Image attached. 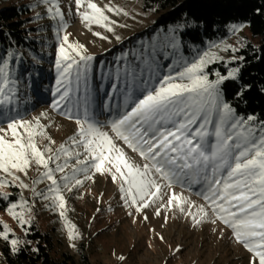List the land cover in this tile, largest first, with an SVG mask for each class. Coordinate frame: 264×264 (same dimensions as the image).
<instances>
[{
    "label": "snow or ice",
    "instance_id": "obj_1",
    "mask_svg": "<svg viewBox=\"0 0 264 264\" xmlns=\"http://www.w3.org/2000/svg\"><path fill=\"white\" fill-rule=\"evenodd\" d=\"M43 2L49 5L47 12L50 17L57 20L60 38L55 89L58 99L51 107L62 110L61 114L68 119H75L78 129L68 141L54 149L55 141L47 134V125L41 122L47 112L32 120L24 119L18 112L11 114L15 108L14 99H18V82L10 68L15 53L8 51L6 56L0 57V121H7L6 128L0 127V172L5 174L0 176V189L17 182L18 187L29 188L17 173L27 175L34 162L39 175L33 184L44 180L50 182L46 189L40 191L33 187L34 195L49 200V206L67 219V201L62 189H78L96 173L110 174L113 181H119L124 204L134 207L136 212H143L151 204L163 200L165 195L168 199L162 205L164 208L178 206L181 212H185V205L194 202L182 193L177 194L172 185L180 183L191 187L193 183L202 181L199 194L216 219L230 227L236 241L253 254L249 264H264V121L253 124L257 117L237 116L224 98L223 85L238 77L239 67L230 68L226 74L218 70L210 72V65L224 59L212 51V48L219 47L216 44L197 52L191 59L181 57L174 61L164 74L159 72L157 48L154 46L135 54L138 64L127 61L128 53L122 54L118 59L127 62L117 69L111 89L113 93L121 91L119 82L123 81L125 109L109 122L110 134L95 119L89 105L86 74L93 55L86 54L84 44L68 42L67 21L60 0ZM85 4L86 10L81 12ZM75 5L77 13L89 26L97 24L108 31L115 30L113 24L116 21L111 20L105 8L94 0H75ZM107 11L128 14L118 6L107 7ZM243 27L242 24L231 26L233 32ZM94 34L107 39L99 32ZM162 46L178 49L177 29L165 37ZM229 48L236 51L231 45H225V50ZM210 75L214 78L210 79ZM82 76L85 85L84 94L80 96ZM73 93L77 94L75 102ZM236 95L242 96L243 91ZM104 107L107 109L109 105L106 103ZM41 139H47L49 143L41 147ZM117 139L137 152L145 163L139 165L131 160L124 147L116 143ZM81 148L83 152L79 151ZM82 155L83 159L80 158ZM73 157L75 163L70 164ZM57 173L61 174L59 180ZM164 188L170 189V193H165ZM10 196L11 193L0 191V199L9 200ZM18 208L21 211H17ZM6 210L19 220L22 227L31 226L32 217L26 215L31 212L28 201H9ZM187 212L197 224L208 216L204 205L199 206L196 214L192 213L191 207ZM156 214H160L159 208ZM143 219L148 217L145 215ZM0 224H3L0 238L9 243L12 252H19L20 238L15 236L9 225L3 221ZM74 229L75 225L69 222L71 239L78 235ZM27 231L28 227H25ZM120 259L125 258L121 256Z\"/></svg>",
    "mask_w": 264,
    "mask_h": 264
},
{
    "label": "rangeland",
    "instance_id": "obj_2",
    "mask_svg": "<svg viewBox=\"0 0 264 264\" xmlns=\"http://www.w3.org/2000/svg\"><path fill=\"white\" fill-rule=\"evenodd\" d=\"M94 2L101 8H105L106 15L116 21L113 24L114 31H108L97 24L89 26L88 22L77 13L75 0H60V7L67 21L68 42L84 44L87 49L86 54L94 57L86 74L89 105L95 119L105 126V131L112 134L109 122L125 109L123 81L119 82L121 91L113 93L111 89L117 69L127 61H135L138 64L135 54L154 46L157 48L159 72L164 74L169 71V65L183 57V52L178 47L171 53L169 51L171 48L162 46L165 37L172 35V30L166 32L162 28L154 29L159 14L154 10L145 9L142 0H94ZM11 4H27L31 10L32 22L44 20L45 61L42 66L47 72L42 84L32 91L27 83L28 79H25L22 85L17 80L23 75L12 71V76L18 82V99H14L15 108L11 114L15 115L18 112L24 119L32 120L41 113L47 112L48 115L42 117L41 122L47 125L46 131L55 141L52 145L55 149L68 141L78 129L75 119H68L61 114L62 110L51 107L53 101L58 99V94H55L58 78L56 59L60 44L57 20L50 17L47 12L49 5L43 0H0V8ZM117 6L125 9L128 14L107 11V7ZM85 10L86 4L80 11ZM242 25L244 27L235 32L230 27V34L226 39L209 43L202 51L216 44L219 47L212 48V51L218 52L224 57V61H232V57L238 59L240 49L248 43L258 45L260 40L259 37L252 36L247 24ZM97 32L107 39L94 34ZM62 35L63 32L60 33V36ZM140 40L145 41V44L139 50L134 49L132 42H140ZM225 45H231L236 51H232L231 48L225 50ZM124 53L129 54L127 61L119 60L118 58ZM14 62L15 58L12 63ZM29 72L30 70L27 69V73L24 72V74L29 75ZM73 85L75 86V73H73ZM84 85L82 76L80 96L84 94ZM76 96L77 94L73 93V102ZM109 96L112 97L111 100L108 99ZM106 103L109 105L107 109L104 107ZM0 127L6 128L7 121H0ZM8 135L10 137L11 134L8 133ZM48 143L47 139L39 140L41 147ZM116 143L124 147L128 157L136 164L145 163L143 158L124 145L123 141L117 139ZM79 151L83 152V149ZM80 158L83 159V155ZM74 163L75 157L70 160V164ZM42 171L43 168L40 167V172ZM0 174L5 175L2 172ZM17 175L29 185V188H21L22 199L31 205V212L26 215H30L32 223H36L42 230L54 233L58 253L69 251L78 255L79 249L84 246L94 264H249L253 255L236 241L230 227L216 219L207 202L199 194L202 181L193 183L191 187L180 183L172 185V189L177 194L182 193L194 202L192 205H185V212H181L178 206L164 208L162 205L167 202L168 195H165L163 200L151 204L143 212H136L134 207L130 208L124 204L123 194L119 190V181H113L110 174L96 173L93 179L86 180L78 189L74 188L72 191L62 189V194L67 201V219H65L60 216L56 208L49 206L51 204L49 200L34 195L33 187L36 191H40L46 189L50 183L44 180L39 184H33L39 175L34 162L27 170V175L23 173H17ZM56 175L59 180L61 174ZM188 179L190 180L191 177ZM163 191L170 193L168 188H164ZM200 205L205 206L208 216L197 224L192 216L188 215L187 209L191 207L192 213L196 214ZM157 208L160 209L159 215L156 214ZM17 211L21 209L18 208ZM145 215L148 217L147 220L143 219ZM0 221L9 225L15 236L19 238L24 232L22 229L28 227H22L19 220L8 211H0ZM69 222L75 225L74 231L78 234L75 239L69 237ZM161 236L163 239H160ZM121 256L125 259L121 260ZM0 264H2L1 251Z\"/></svg>",
    "mask_w": 264,
    "mask_h": 264
},
{
    "label": "trees",
    "instance_id": "obj_3",
    "mask_svg": "<svg viewBox=\"0 0 264 264\" xmlns=\"http://www.w3.org/2000/svg\"><path fill=\"white\" fill-rule=\"evenodd\" d=\"M142 1L145 9L159 14L154 29L162 28L166 32L177 29L178 44L186 59H191L209 43L226 39L232 25L247 24L252 36L260 38L259 44L248 43L240 49L238 53L242 60L216 61L208 70L226 74L230 68L239 67L238 77L223 85L224 98L235 109L237 116L257 117L253 124L264 121V0ZM31 18V10L27 4H11L0 8V57L6 56L8 51H14L15 62H11L10 67L15 73L23 75L17 81L23 85V81L28 79L27 83L34 91L42 84L47 73L42 66L45 61V22H32ZM143 44L145 41L132 42L137 50ZM169 51L173 53L175 50ZM27 69L30 70V77L26 74ZM213 78L210 75V79ZM240 91H243V95L237 96ZM5 188L0 191L11 193V196L9 200L0 199L1 212L7 211L9 201L19 202L22 199L18 183H9ZM0 230H3V224H0ZM22 230L24 232L20 236L22 244L19 252H12L9 243L0 238L2 264H94L84 246L79 249L78 255L69 251L58 253L54 233L42 230L36 223L28 226L27 233L25 228ZM9 235L12 237L13 234ZM27 241L31 243H25Z\"/></svg>",
    "mask_w": 264,
    "mask_h": 264
}]
</instances>
